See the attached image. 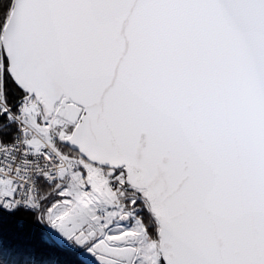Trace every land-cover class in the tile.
Listing matches in <instances>:
<instances>
[{"label":"snow or ice","instance_id":"6c2138e0","mask_svg":"<svg viewBox=\"0 0 264 264\" xmlns=\"http://www.w3.org/2000/svg\"><path fill=\"white\" fill-rule=\"evenodd\" d=\"M53 247L264 264V0H0V264Z\"/></svg>","mask_w":264,"mask_h":264},{"label":"trees","instance_id":"16d2710c","mask_svg":"<svg viewBox=\"0 0 264 264\" xmlns=\"http://www.w3.org/2000/svg\"><path fill=\"white\" fill-rule=\"evenodd\" d=\"M29 229L35 240L39 241L41 238L47 240L43 226H31L29 224ZM45 259L49 261V264H92L81 257L78 252L64 249L63 247H53Z\"/></svg>","mask_w":264,"mask_h":264},{"label":"water","instance_id":"95a60500","mask_svg":"<svg viewBox=\"0 0 264 264\" xmlns=\"http://www.w3.org/2000/svg\"><path fill=\"white\" fill-rule=\"evenodd\" d=\"M81 257H83L84 259L88 260L90 263L94 264V261L92 260V258L90 256L81 255Z\"/></svg>","mask_w":264,"mask_h":264}]
</instances>
